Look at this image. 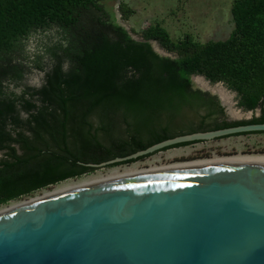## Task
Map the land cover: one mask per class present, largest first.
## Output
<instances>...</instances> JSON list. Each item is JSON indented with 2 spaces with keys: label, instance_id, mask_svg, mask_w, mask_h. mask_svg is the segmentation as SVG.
Masks as SVG:
<instances>
[{
  "label": "trees",
  "instance_id": "1",
  "mask_svg": "<svg viewBox=\"0 0 264 264\" xmlns=\"http://www.w3.org/2000/svg\"><path fill=\"white\" fill-rule=\"evenodd\" d=\"M119 12L129 19L122 5ZM230 12L234 27L224 40L199 42L190 34L173 40L154 25L136 33L141 38L136 41L98 0H0V206L95 171L89 164L166 139L264 124V109L250 120L228 121L216 97L192 89L193 76L220 83L236 93L238 106L247 111L264 99V0H233ZM51 28L57 29L58 40L46 48L49 68L35 65L44 71L42 86L5 95V81L16 84L24 77V64L17 60L24 53L23 41ZM149 41L176 58L158 56ZM81 107L127 108L146 116L147 122L162 117V131L129 152L103 159L80 153L69 159L55 151L66 140L60 125L69 116L59 109ZM213 117L220 121L208 124ZM180 124L186 128L172 131Z\"/></svg>",
  "mask_w": 264,
  "mask_h": 264
},
{
  "label": "water",
  "instance_id": "2",
  "mask_svg": "<svg viewBox=\"0 0 264 264\" xmlns=\"http://www.w3.org/2000/svg\"><path fill=\"white\" fill-rule=\"evenodd\" d=\"M251 133L264 124L177 136L87 166ZM0 264H264V160L89 182L0 214Z\"/></svg>",
  "mask_w": 264,
  "mask_h": 264
},
{
  "label": "rangeland",
  "instance_id": "3",
  "mask_svg": "<svg viewBox=\"0 0 264 264\" xmlns=\"http://www.w3.org/2000/svg\"><path fill=\"white\" fill-rule=\"evenodd\" d=\"M100 6L110 12L115 13L117 23L125 26L133 37L137 40L141 38L136 34L145 28L160 25L167 30L173 40L181 39L185 34L193 36L195 41H219L228 38L233 30L234 24L231 16V4L233 0H98ZM121 5L130 14L129 19L123 20L119 12ZM34 36L38 55L29 58L25 52L17 58L22 61L25 67L24 77L20 83L5 81L3 93L9 95L14 93L20 95L26 87L39 88L34 86L42 84L44 71L35 67L42 65L46 70L49 68V59L46 48L52 46L58 40L57 29L51 28L46 31H38L28 36ZM27 39L23 41V46ZM157 47L166 56L176 58L175 54L168 53L156 42ZM192 85L205 92H211L218 96L222 102L230 107L234 114L228 121L250 120L258 117L261 109H264V99L259 107L253 111H247L238 106L236 93L228 90L224 85L211 84L201 76L192 77ZM226 107V106H225ZM224 107V108H225ZM230 113V112H229ZM25 117L24 115L22 116ZM192 123H196V115L191 113ZM220 120L213 117L207 121L208 124L218 123ZM188 127V126H187ZM11 133L14 130L8 127ZM186 125L180 124L172 131L185 129ZM241 156L262 157L264 156V134H245L230 136L214 141L198 142L186 146L171 148L163 152L156 153L144 160L119 166H108L97 169L79 178L69 179L64 183H59L47 189L38 191L31 196L19 200L10 201L0 206V212L5 211L15 204L30 202L31 200L43 197L49 192L66 185L81 182H92L100 178L109 176H123L129 172L151 173L169 169L182 168L181 165L191 164L199 161L228 159ZM3 155L0 154V160ZM181 166V167H180Z\"/></svg>",
  "mask_w": 264,
  "mask_h": 264
},
{
  "label": "flooded vegetation",
  "instance_id": "4",
  "mask_svg": "<svg viewBox=\"0 0 264 264\" xmlns=\"http://www.w3.org/2000/svg\"><path fill=\"white\" fill-rule=\"evenodd\" d=\"M214 97L221 105L219 98ZM59 113L69 116L62 117L67 120L65 124L60 125L66 140L61 142L58 145L59 149L56 148L55 151L69 159L78 157L80 153L103 159L108 155L129 152L130 147L145 144L153 135L160 134L163 127L162 117H152V120L147 122L146 116L127 108H64L59 109ZM224 113L227 118L225 108ZM134 153L136 152L131 154ZM126 156H115L104 162Z\"/></svg>",
  "mask_w": 264,
  "mask_h": 264
},
{
  "label": "bare ground",
  "instance_id": "5",
  "mask_svg": "<svg viewBox=\"0 0 264 264\" xmlns=\"http://www.w3.org/2000/svg\"><path fill=\"white\" fill-rule=\"evenodd\" d=\"M155 44H154L155 50L160 52V53H162V51H160L157 47H155ZM228 109H229L230 115L232 116L234 114L233 110L230 107H228ZM261 160H264V156H262V157L261 156L260 157H247V156L238 157L237 156L236 158L199 161V162H195V163H191V164L181 165L182 168L169 169V170H164V171H156V172H151V173H148L150 171H148L147 173H145V172H136V171L135 172H129V173H126L125 175L120 176V177L109 176V177H106V178H100V179L94 180L92 182L103 181V180H111V179H119V178H127V177H135V176H143V175H150V174H158V173H165V172H171V171L190 170V169H197V168H203V167H214V166L230 165V164H237V163L261 161ZM86 183H89V181L88 182H81V183H77V184L66 185V186H64L62 188H58V189L54 190L53 192H49V193L45 194L43 197L31 200L30 202H22V203L15 204L12 207H10L9 209L0 212V214L9 212L11 210H14V209H17V208H20V207H23L25 205H28V204L34 203L36 201L45 199L47 197L59 194L61 192L70 190L72 188L84 185Z\"/></svg>",
  "mask_w": 264,
  "mask_h": 264
},
{
  "label": "clouds",
  "instance_id": "6",
  "mask_svg": "<svg viewBox=\"0 0 264 264\" xmlns=\"http://www.w3.org/2000/svg\"><path fill=\"white\" fill-rule=\"evenodd\" d=\"M35 37L34 36H30L27 40V42L25 43V47H24V52L25 55L28 56L29 58H34L36 55H38V51L36 48V45L34 43ZM68 61L65 62V64L63 65L64 70H67L68 68ZM34 86L36 87H40L42 86V84L37 83Z\"/></svg>",
  "mask_w": 264,
  "mask_h": 264
}]
</instances>
